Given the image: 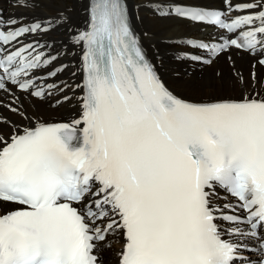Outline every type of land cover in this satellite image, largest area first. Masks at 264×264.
I'll return each mask as SVG.
<instances>
[{"label":"snow or ice","instance_id":"6c2138e0","mask_svg":"<svg viewBox=\"0 0 264 264\" xmlns=\"http://www.w3.org/2000/svg\"><path fill=\"white\" fill-rule=\"evenodd\" d=\"M225 4L224 12L160 14L219 30L217 44L192 45L203 51L193 59L211 65L243 54L264 67V0ZM56 20L70 17L61 11ZM0 23V93L12 97L9 111L31 120L23 99L59 95V105L83 92L71 122L0 130V264H103L96 249L113 233L124 240L118 264H264V84L255 72L234 71L238 95L181 100L146 60L123 0H88V27L73 39L82 82L61 87L48 81L66 66L40 75L56 60L39 50L50 45L22 43L53 22ZM9 123L0 116V126ZM218 187L242 216L212 205ZM217 219L230 225L229 239ZM246 240L258 247L254 262L240 256Z\"/></svg>","mask_w":264,"mask_h":264},{"label":"bare ground","instance_id":"6f19581e","mask_svg":"<svg viewBox=\"0 0 264 264\" xmlns=\"http://www.w3.org/2000/svg\"><path fill=\"white\" fill-rule=\"evenodd\" d=\"M134 6L135 21L142 35L143 41L149 47L151 55L156 56L159 63V70L168 86L177 94L195 100H212L224 96L238 95V90L234 87L233 73L238 70L245 78L250 73L255 72L257 79L264 84V70L255 64V61L243 54H234L231 61L220 58L217 62L203 69H196L194 65L187 63L182 58L185 50L181 45L175 44L173 40L185 38L197 32V27H189L184 22L173 18H158L151 8L157 4H167L166 2L192 3L203 5L208 0H129ZM88 0H36L35 7L21 8L14 6V0H0V5L9 6L10 12L14 16L24 18L47 19L55 25L54 31L43 36V39L52 42L50 52L61 54V62L68 63L72 68L79 69L76 76L68 74V70L63 72L58 81L71 82L75 80L80 84V61L77 56L79 45L73 43L72 38L75 31L86 28L88 23ZM66 11L70 17L69 22H57L58 13ZM73 29L71 34L68 28ZM76 51L75 56L70 52ZM154 51H157L155 55ZM232 72V73H231ZM218 73H222L219 76ZM67 95L73 96V91L68 89ZM75 97L63 103L60 107L53 109L48 107L47 102H39L30 99H23V109L35 112L28 114L32 119H22L8 110L7 105L11 103L12 97L6 94L5 99H1L0 116L6 118L9 124L0 126L5 136L12 132V123L23 126L34 125L38 120L44 121L50 117H64V115H77L80 110L78 97L80 89L75 92ZM41 103V104H40ZM17 122V123H16ZM8 130V131H6Z\"/></svg>","mask_w":264,"mask_h":264},{"label":"rangeland","instance_id":"374dc122","mask_svg":"<svg viewBox=\"0 0 264 264\" xmlns=\"http://www.w3.org/2000/svg\"><path fill=\"white\" fill-rule=\"evenodd\" d=\"M71 34H74V31L73 32H71ZM232 73V72H231ZM41 104V103H40ZM26 113H28V114H34L35 112H33V111H29L28 109H23ZM17 123V122H16ZM6 131H8V130H6Z\"/></svg>","mask_w":264,"mask_h":264}]
</instances>
